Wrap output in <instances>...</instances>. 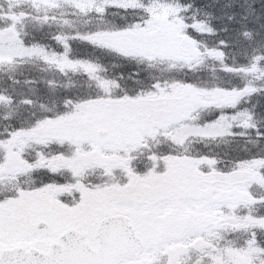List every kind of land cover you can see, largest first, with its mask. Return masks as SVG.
Listing matches in <instances>:
<instances>
[{"label":"snow or ice","instance_id":"6c2138e0","mask_svg":"<svg viewBox=\"0 0 264 264\" xmlns=\"http://www.w3.org/2000/svg\"><path fill=\"white\" fill-rule=\"evenodd\" d=\"M0 264H264V0H0Z\"/></svg>","mask_w":264,"mask_h":264}]
</instances>
